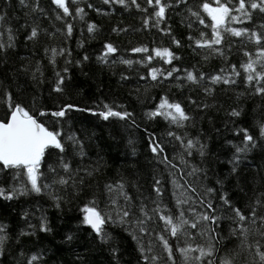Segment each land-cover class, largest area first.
Masks as SVG:
<instances>
[{
  "label": "trees",
  "instance_id": "obj_1",
  "mask_svg": "<svg viewBox=\"0 0 264 264\" xmlns=\"http://www.w3.org/2000/svg\"><path fill=\"white\" fill-rule=\"evenodd\" d=\"M16 107L60 145L0 163V264H264V0H0Z\"/></svg>",
  "mask_w": 264,
  "mask_h": 264
},
{
  "label": "water",
  "instance_id": "obj_2",
  "mask_svg": "<svg viewBox=\"0 0 264 264\" xmlns=\"http://www.w3.org/2000/svg\"><path fill=\"white\" fill-rule=\"evenodd\" d=\"M55 2L64 4V0ZM59 145L54 134L35 118L23 116L17 108L6 123L0 122V163L4 166L39 165L44 151ZM86 221L94 231L101 228L102 222L94 211L87 212Z\"/></svg>",
  "mask_w": 264,
  "mask_h": 264
},
{
  "label": "rangeland",
  "instance_id": "obj_3",
  "mask_svg": "<svg viewBox=\"0 0 264 264\" xmlns=\"http://www.w3.org/2000/svg\"><path fill=\"white\" fill-rule=\"evenodd\" d=\"M184 215H186V216H188V217H192V216H193V215H190V213L182 214V216H181V218H180V220L182 221V224H185V221H183V216H184ZM189 258H190V259H189L190 262L194 263V259H193V257L190 256ZM167 263H169V264H174L173 261H171V260H167Z\"/></svg>",
  "mask_w": 264,
  "mask_h": 264
}]
</instances>
